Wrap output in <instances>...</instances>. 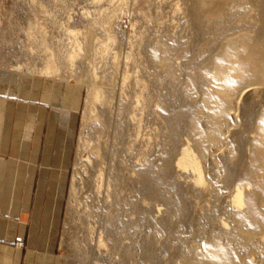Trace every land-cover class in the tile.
I'll return each mask as SVG.
<instances>
[{
	"label": "rangeland",
	"instance_id": "obj_1",
	"mask_svg": "<svg viewBox=\"0 0 264 264\" xmlns=\"http://www.w3.org/2000/svg\"><path fill=\"white\" fill-rule=\"evenodd\" d=\"M205 2L0 0V83L74 126L55 249L65 264H214V238L237 264H264V230L255 249L249 237L264 195V64L243 45L264 50V0H228L214 19ZM185 152L206 188L180 168Z\"/></svg>",
	"mask_w": 264,
	"mask_h": 264
},
{
	"label": "crops",
	"instance_id": "obj_2",
	"mask_svg": "<svg viewBox=\"0 0 264 264\" xmlns=\"http://www.w3.org/2000/svg\"><path fill=\"white\" fill-rule=\"evenodd\" d=\"M26 98L0 83V264H65L55 249L74 126Z\"/></svg>",
	"mask_w": 264,
	"mask_h": 264
},
{
	"label": "bare ground",
	"instance_id": "obj_3",
	"mask_svg": "<svg viewBox=\"0 0 264 264\" xmlns=\"http://www.w3.org/2000/svg\"><path fill=\"white\" fill-rule=\"evenodd\" d=\"M227 1L228 0H206V2H205L206 4L207 3L208 4L209 3H213V4L215 3L216 6L219 7V9L214 10L210 13V17L212 19L216 18L221 12H223V9H224L223 6L225 5V3ZM262 16H264L263 13H262ZM243 45H244V49L247 51L248 50L252 51V49L256 50L259 53V55H261L262 63L264 64V50H262L263 48H261L258 41L252 39V37H250V36H244L243 37ZM239 62H240V64L246 63L245 60H239ZM250 64H252V62ZM255 70L258 71L257 75L255 76V81L258 82L259 85H264V80H263L264 75L262 74L263 70L261 69L259 71V67H256ZM58 72H59V69L56 68L55 66H50L47 70V74H51L54 76H57ZM216 72H218V71H216ZM91 96L95 102L100 101L103 97L102 87H100L96 84L93 85V88L91 90ZM198 133H199V134H197L198 136L200 134H202L203 128H201V127L198 128ZM260 139H264V128L263 127L261 130ZM234 157L235 156H233V158ZM179 165H180V168L181 167L183 169H190L191 168L193 171L197 172V180H196L197 182L196 183H198V187L202 186L203 188H206V183H205L204 177L201 173L199 163L197 162L196 157L192 156V152H185L182 159L180 160ZM222 172H223V170H222ZM257 173L258 174L260 173V174L258 175L257 180L255 182L256 189L262 191V193L264 194V160L261 162L260 172H257ZM247 189H249V188H247ZM244 190L245 189H243L241 187L238 188L235 197L233 196L234 199L232 201V204L228 206L232 213L235 212L236 208L238 209V208H241L242 206L244 207V204L246 201L244 199ZM262 196H264V195L261 194L254 201H252V206L250 208V211H252V218L256 221V224L259 222L258 226H256L254 229H252V233L249 234V237L252 238V243L254 245L253 246L254 249H255V247H258L260 245V239H259V233L258 232H260V230H264V216L262 215V211H261ZM234 215H237V214L234 213ZM222 224H223L222 226H225V227L228 226L227 223L223 222ZM70 235L72 236V234H70ZM214 239H212L213 241L210 243L213 246L212 252L217 255L214 264H237V263H239L236 260V258L231 257V255L229 254V251L221 244V242L214 240Z\"/></svg>",
	"mask_w": 264,
	"mask_h": 264
},
{
	"label": "built area",
	"instance_id": "obj_4",
	"mask_svg": "<svg viewBox=\"0 0 264 264\" xmlns=\"http://www.w3.org/2000/svg\"><path fill=\"white\" fill-rule=\"evenodd\" d=\"M22 245H23L22 242H17V243H16V246H22Z\"/></svg>",
	"mask_w": 264,
	"mask_h": 264
}]
</instances>
